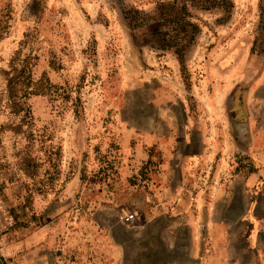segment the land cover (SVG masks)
<instances>
[{"label":"rangeland","instance_id":"374dc122","mask_svg":"<svg viewBox=\"0 0 264 264\" xmlns=\"http://www.w3.org/2000/svg\"><path fill=\"white\" fill-rule=\"evenodd\" d=\"M202 141L250 149L198 186L251 173L264 226V0H0L3 264H215L206 215L149 221L160 144Z\"/></svg>","mask_w":264,"mask_h":264},{"label":"crops","instance_id":"0c3cea01","mask_svg":"<svg viewBox=\"0 0 264 264\" xmlns=\"http://www.w3.org/2000/svg\"><path fill=\"white\" fill-rule=\"evenodd\" d=\"M190 143L170 144L166 148H163L160 144V149L163 151V161L158 172L161 173L154 174L152 183H155L154 181L158 177L159 183H155L154 189H156L157 193L160 190L162 192L159 193V201L157 203L155 202L154 207L151 208L153 212L149 215V221H152V219L156 221L161 216H169L175 220L172 231H175L177 227L180 228L183 225H189L191 230H194L196 229L195 226L200 223L199 217L206 215L207 217L203 216L202 219L207 226L202 227L207 232V238H209L214 246L224 245V248L215 251V255L211 260L212 263L252 264L255 262L257 264H264V254H257L262 252L258 248L259 240L262 237L258 239L257 236L260 234L264 235V226H246L248 227L246 235L242 233L243 227L245 226H235L237 223L235 221L236 217H240V224L245 221L243 217L249 212L243 207L235 211L234 199H242L247 195L249 197L250 194L246 189L248 188L247 186H250L251 181H253V175L251 173H248V175L245 173L241 178L239 176L233 177V179H229L227 189H223L225 185H222L219 191L215 189L210 193H204L203 189L198 186V183L203 182L205 179L204 172L200 175V170L202 171L204 165L212 161V159L216 160L218 153L222 157L218 158L217 167L220 164V160L222 164L226 160L229 164L231 162L230 155L247 153L248 151L249 153L247 154L250 155L252 152H250V149L240 150V147L233 144V142H227V144H210L202 141L201 144L195 146ZM259 166L262 167L263 165L259 164ZM254 175L257 177L256 173ZM237 178L243 180V191H240V193L237 192V187L230 189L232 185L236 184ZM206 198L209 201L205 204L203 200ZM226 215L229 218L222 217ZM149 226H152V222H149ZM92 229L91 227V231H93ZM238 236L240 237L239 240L244 243L243 249H238ZM52 238L54 239V236ZM195 245L197 246V241H194ZM252 252L254 253L252 254Z\"/></svg>","mask_w":264,"mask_h":264},{"label":"water","instance_id":"95a60500","mask_svg":"<svg viewBox=\"0 0 264 264\" xmlns=\"http://www.w3.org/2000/svg\"><path fill=\"white\" fill-rule=\"evenodd\" d=\"M0 264H3V262H2V260H1V258H0Z\"/></svg>","mask_w":264,"mask_h":264},{"label":"trees","instance_id":"16d2710c","mask_svg":"<svg viewBox=\"0 0 264 264\" xmlns=\"http://www.w3.org/2000/svg\"><path fill=\"white\" fill-rule=\"evenodd\" d=\"M27 93H29V92H27ZM30 93H32V92H30Z\"/></svg>","mask_w":264,"mask_h":264}]
</instances>
